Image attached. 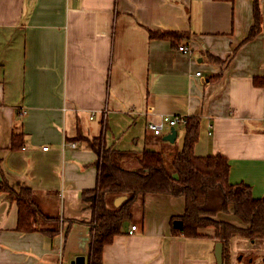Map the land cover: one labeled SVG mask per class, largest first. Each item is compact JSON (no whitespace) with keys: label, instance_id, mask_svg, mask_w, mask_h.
Masks as SVG:
<instances>
[{"label":"crops","instance_id":"1","mask_svg":"<svg viewBox=\"0 0 264 264\" xmlns=\"http://www.w3.org/2000/svg\"><path fill=\"white\" fill-rule=\"evenodd\" d=\"M255 1L260 31L246 39ZM254 78L264 79V0H0V186L30 189L39 210L33 230H18L16 201L0 190V264L88 263L84 194L98 156L78 135L137 153L149 120L196 116L194 153L224 156L229 182L264 197V85ZM184 203L146 194L128 221L136 229L104 246L102 264H216L213 227L173 231Z\"/></svg>","mask_w":264,"mask_h":264},{"label":"trees","instance_id":"2","mask_svg":"<svg viewBox=\"0 0 264 264\" xmlns=\"http://www.w3.org/2000/svg\"><path fill=\"white\" fill-rule=\"evenodd\" d=\"M253 16L254 23L246 39L260 31L261 13L256 1ZM150 36L170 39L176 44L182 33L150 31ZM253 82L264 85L263 78H254ZM183 129L181 148L151 134L146 138L145 147L137 153L106 147L101 133L90 138L78 135L98 156L96 187L84 194L92 210L87 264H102L104 246L123 232L122 224L130 221L133 206L137 202L143 205L148 193L182 196L185 201L183 214L179 217L182 226L173 231L197 237L205 228L213 227L215 241L223 243V259L225 245L235 235L249 239L264 238V197H254L245 183L229 182V163L224 156L194 153L198 117H186ZM12 145H19L15 136ZM0 190L7 191L8 197L16 201V228L23 232L33 230L39 210L30 189L21 188L16 192L3 183ZM119 196L125 198L118 206L112 205Z\"/></svg>","mask_w":264,"mask_h":264},{"label":"rangeland","instance_id":"3","mask_svg":"<svg viewBox=\"0 0 264 264\" xmlns=\"http://www.w3.org/2000/svg\"><path fill=\"white\" fill-rule=\"evenodd\" d=\"M167 128H165L166 130ZM178 136L174 141L177 148H181L183 142L182 128L177 127ZM215 244V243H214ZM224 254L227 259V264L235 263L234 258L239 254L242 256L239 264H261L258 262L259 258L264 255V238L262 239H249L240 235H235L224 248ZM253 255V261L248 263L245 259ZM231 259V262H230ZM238 264V263H237Z\"/></svg>","mask_w":264,"mask_h":264},{"label":"water","instance_id":"4","mask_svg":"<svg viewBox=\"0 0 264 264\" xmlns=\"http://www.w3.org/2000/svg\"><path fill=\"white\" fill-rule=\"evenodd\" d=\"M176 129L171 127L169 132L162 136L163 141H167L169 143H174L176 139ZM125 198V196H119L114 199L113 204L114 206H118L120 202ZM129 225L128 221H124L122 224L123 231L127 232V227ZM172 226L175 229H178L182 226V221L180 219H175L172 222ZM213 255L215 257L216 264H223V243L221 241H216L213 248ZM71 264H84V257L77 256Z\"/></svg>","mask_w":264,"mask_h":264},{"label":"built area","instance_id":"5","mask_svg":"<svg viewBox=\"0 0 264 264\" xmlns=\"http://www.w3.org/2000/svg\"><path fill=\"white\" fill-rule=\"evenodd\" d=\"M179 51L188 52L189 49L182 45L178 46ZM196 75H200V72H195ZM152 109H149L151 112ZM93 118V114L90 115V119ZM186 116H171V115H161L159 116L157 121L149 120L147 122V129L150 131L152 135H162L165 128H171L176 126L177 124L183 125L185 123ZM74 145V144H72ZM48 147L43 146L42 150H46ZM136 229V225H131L129 229H127L129 234H132L133 231Z\"/></svg>","mask_w":264,"mask_h":264},{"label":"flooded vegetation","instance_id":"6","mask_svg":"<svg viewBox=\"0 0 264 264\" xmlns=\"http://www.w3.org/2000/svg\"><path fill=\"white\" fill-rule=\"evenodd\" d=\"M252 256H253V255H249V256L245 259V261L248 262V263L252 262V261H253V257H252ZM241 259H242V256H239V254H238V255L236 256V258H234V261H235L236 263L239 264V261H241ZM258 262H261V264H264V255L261 256V257L259 258ZM224 264H227V259H226V257L224 258Z\"/></svg>","mask_w":264,"mask_h":264}]
</instances>
